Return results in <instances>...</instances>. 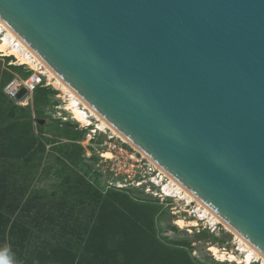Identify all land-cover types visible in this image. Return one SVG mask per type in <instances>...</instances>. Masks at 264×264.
Wrapping results in <instances>:
<instances>
[{
    "label": "water",
    "instance_id": "95a60500",
    "mask_svg": "<svg viewBox=\"0 0 264 264\" xmlns=\"http://www.w3.org/2000/svg\"><path fill=\"white\" fill-rule=\"evenodd\" d=\"M0 25L264 260V0H0Z\"/></svg>",
    "mask_w": 264,
    "mask_h": 264
},
{
    "label": "trees",
    "instance_id": "16d2710c",
    "mask_svg": "<svg viewBox=\"0 0 264 264\" xmlns=\"http://www.w3.org/2000/svg\"><path fill=\"white\" fill-rule=\"evenodd\" d=\"M11 80V75L0 72V253L8 264H197L184 248L157 238V206L133 201L129 189L95 187L85 175L91 172L93 180L103 175L86 168L82 158L73 164L83 172L73 166L60 172L65 180L58 221L46 217L49 207L42 201L46 193L33 188V174L29 176L44 153L41 128L7 101L3 88ZM40 92L49 90L34 89L33 107L48 103L40 101ZM60 135L71 146H79L75 135ZM58 151L66 153L62 146Z\"/></svg>",
    "mask_w": 264,
    "mask_h": 264
},
{
    "label": "rangeland",
    "instance_id": "374dc122",
    "mask_svg": "<svg viewBox=\"0 0 264 264\" xmlns=\"http://www.w3.org/2000/svg\"><path fill=\"white\" fill-rule=\"evenodd\" d=\"M10 57L12 59L6 61ZM9 65L20 67L21 69L15 71L9 69ZM2 71L11 75L12 80L17 77L25 79L32 72L28 66L19 65L14 56L0 52V72ZM46 83L42 87L48 89L49 92L47 94L40 92L39 99L40 101L43 99L48 100L47 105L39 104L33 107V104H35L33 100L36 97L32 98L31 95L27 96L28 99L24 98L20 102H15L8 98L7 101L10 104H14L18 110H22L24 117L27 116L40 125V138L44 144V153L39 159L40 165L36 169L31 170L29 176L33 174V177L31 176L32 187L40 191H45L46 193V198L42 200L47 202V206L49 207L46 210V217L48 216L52 220L58 221L57 217L60 212L58 207L63 200L61 185L64 182L63 180H65L60 172L65 174L70 166H73V169L76 168L78 171L83 172L82 169L75 167L76 165L73 162L82 158L83 148L87 146L86 142L92 144L90 147L92 157L86 162L85 167L88 169L97 168L102 158L99 156V153L104 150L100 145L107 140V135L109 134L95 133L91 135V140L88 141V134L91 133L90 130L92 129H78L76 121L72 120L70 114L62 109L64 103L59 97L60 92L52 86H48ZM26 101L27 103L23 104ZM17 118L20 117L17 116ZM32 126L34 134H37L36 125L32 124ZM60 134L75 135V138L77 137L81 142L79 144L80 147H73L69 141H63V139L59 138L61 136ZM60 146L66 152L65 154L59 153L58 148ZM102 169H105V167ZM91 175V172L85 175V180L92 182L95 187L102 190L104 186L103 178L93 180ZM127 195L135 202L152 204L158 207V211L154 216L155 229L157 238L163 244L184 248L190 258L197 264H236L227 261H218L208 250L209 246H216L219 250L232 252L237 246L235 245L234 235L230 231H227L223 225L218 224L216 227H213L203 221L196 222L195 215L193 214L194 206L196 205L195 202L190 206H186L182 201L179 202L167 197L161 203L156 197L138 189L129 191ZM177 218L182 219L187 224L183 229L175 224ZM55 230H58V228L56 227Z\"/></svg>",
    "mask_w": 264,
    "mask_h": 264
},
{
    "label": "bare ground",
    "instance_id": "6f19581e",
    "mask_svg": "<svg viewBox=\"0 0 264 264\" xmlns=\"http://www.w3.org/2000/svg\"><path fill=\"white\" fill-rule=\"evenodd\" d=\"M0 52L14 56L17 62L19 63V65H26L28 66V68H30L33 71H38L39 67L41 66L42 70L41 72H39V74H42L48 86H52L53 88L57 89L60 92L59 97L62 99L64 103V105H62V109L67 111L74 121L81 123L82 126L84 127L91 128L93 130L92 132L94 133L109 134L111 138L113 137L118 138L122 140L124 143H127L112 129H110L101 119H99L90 110H88L61 82H59L52 75V73L47 68H45L23 45H21L1 25H0ZM26 103L27 101L24 102L23 104ZM80 106H83L84 110H88L90 115L88 116L86 112L84 113L80 108ZM94 119H95V123L91 121ZM101 154L102 157L104 158L111 157V154L108 151H104ZM153 166L157 168L154 164ZM166 177L168 179L167 183L166 184L162 183L161 186L159 185L161 187L160 190L162 191L164 197L172 198L179 202L182 201L184 204H186V206H190L193 202H195L196 205L194 206L193 214L195 215L194 218L196 219V222L203 221L213 227H216L217 224L223 225L208 209L202 206L195 198H193L191 195L186 193L168 176ZM175 224L182 229L187 225L182 219L179 218H177ZM195 225H197V223H195ZM226 230L229 231L227 228ZM234 239H235V245L237 247L232 252H226L221 249L219 250L216 248V246H209L208 250L212 253L213 256L216 257L218 261L221 262L227 261L236 264H254V263L264 264V260L257 253H255L250 247H248L245 243H243L240 239H238L235 235H234Z\"/></svg>",
    "mask_w": 264,
    "mask_h": 264
},
{
    "label": "built area",
    "instance_id": "2783aa9c",
    "mask_svg": "<svg viewBox=\"0 0 264 264\" xmlns=\"http://www.w3.org/2000/svg\"><path fill=\"white\" fill-rule=\"evenodd\" d=\"M41 70L42 68L40 66L38 71L31 70V74L25 79L17 77L11 80L3 88L4 94L7 95L9 99L14 100L15 94L21 88H24L27 92V96H30L36 87H42L44 86V83H46L42 74H39ZM27 96L25 97L26 99H28ZM80 108L84 113L86 112L88 116L90 115L89 111L84 110L83 106H80ZM91 121L95 123V119ZM76 123L78 124V129H88V127L82 126L81 123L77 121ZM90 131L91 133L88 134V141L91 140V135L95 134L92 132L93 130ZM76 143L81 144L80 141H77ZM86 145L87 146H84V152L81 155L84 163L92 157L90 153V147L92 144L86 142ZM100 147L104 148L103 151H108L111 154V157L104 158L101 154L103 151L99 153V156L102 158L100 159L97 168L92 169V171L103 175L105 190L109 188L119 190L138 189L146 194L148 193L156 197L161 203L167 198L163 196V193L160 190L162 183L166 184L168 181L166 175L155 168L153 164H151L139 152L124 143L122 140L114 137L111 138L110 135H107V140L104 141ZM103 167H105V169H102Z\"/></svg>",
    "mask_w": 264,
    "mask_h": 264
},
{
    "label": "clouds",
    "instance_id": "9594fccd",
    "mask_svg": "<svg viewBox=\"0 0 264 264\" xmlns=\"http://www.w3.org/2000/svg\"><path fill=\"white\" fill-rule=\"evenodd\" d=\"M0 264H8L7 257L3 253H0Z\"/></svg>",
    "mask_w": 264,
    "mask_h": 264
}]
</instances>
